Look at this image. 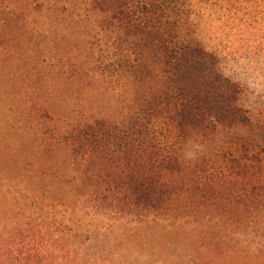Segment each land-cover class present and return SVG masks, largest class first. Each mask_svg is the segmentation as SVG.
<instances>
[{"label":"trees","instance_id":"1","mask_svg":"<svg viewBox=\"0 0 264 264\" xmlns=\"http://www.w3.org/2000/svg\"><path fill=\"white\" fill-rule=\"evenodd\" d=\"M70 16L102 18L113 35V69L130 80L124 118L71 120L39 93L13 97L15 79L30 86L42 63L48 77L80 84L81 51L26 53L36 43L29 20L54 25ZM13 19L16 40L7 31ZM0 21V54L13 63L18 54L25 69L4 71L13 82L0 110V188L14 191L0 193V264H111L84 256L91 236L58 213L79 206L138 223L113 248L143 244L154 217L202 229L187 264H264L263 252L245 256L236 240L264 227V110L253 121L243 86L196 37L202 25L218 28L241 51L264 55V0H0Z\"/></svg>","mask_w":264,"mask_h":264},{"label":"rangeland","instance_id":"2","mask_svg":"<svg viewBox=\"0 0 264 264\" xmlns=\"http://www.w3.org/2000/svg\"><path fill=\"white\" fill-rule=\"evenodd\" d=\"M54 22V25L50 20H43L38 25L34 20L27 22V32L34 37L36 43L31 46L30 52L26 53L46 58L52 53L56 56L64 50H72L75 54L81 51L87 58L78 61L83 65L84 70V76L78 80L80 84H72L68 78L56 79V73L48 77V74L52 72L46 75L50 68L42 63L34 67L36 74L34 80L24 83L30 86L20 88L22 80L15 79L19 95H13V97L18 96V102L22 103L28 94L39 93L43 95V102L52 106L56 113H62L71 120L124 118L129 111L127 99L130 96V80L125 74L113 69V35L102 29L103 19L81 18L79 20L70 16L67 22ZM4 25L5 21H0V33H3ZM9 25L7 31L11 37L15 40L20 39L22 33L16 20L13 19ZM196 37L207 49L216 53L222 72L243 86L242 102L249 110L253 121L261 118L264 110V55L254 51H241L238 49L236 39L222 34L218 28L202 25L196 31ZM13 48L16 49L15 46ZM2 51L3 46L0 41V52ZM18 56V54L15 55V63H13L12 58L0 54L1 111L9 106V102L6 101L7 89L11 87L13 75L16 71L19 73L25 71L17 67ZM36 64L38 63L35 60L32 65ZM5 68L11 70L12 77L5 76ZM42 87L50 88V94H42L37 90ZM192 152L190 148L187 150V158H192ZM58 163L61 165L62 162L59 160ZM8 186L0 188V193L12 194L14 188ZM84 209L79 206L75 212L61 209L58 213L68 217L67 223L75 231L84 237L91 236L86 247L84 246V256L87 258L106 256L111 264L113 259L116 260V264H121L124 261L122 256L128 257L129 264H187L192 253V249L188 246L193 238L199 237L202 231L198 228L193 232L191 226H182L179 223L175 225L172 223L173 228L170 222L168 224L166 221H157L151 217L146 220L145 227L151 226L152 229L147 231L149 236L143 240V244L138 241L135 248L127 246L113 248V244L118 245L126 240L124 233L136 229L138 223L129 219L113 220L110 214H95ZM236 240L239 244L238 249L245 256H256L261 252L264 254L263 226H260L258 232L255 231L254 234L238 235Z\"/></svg>","mask_w":264,"mask_h":264}]
</instances>
